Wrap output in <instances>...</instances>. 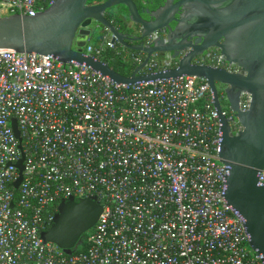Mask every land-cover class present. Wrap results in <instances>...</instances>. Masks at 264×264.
<instances>
[{
    "label": "built area",
    "instance_id": "2783aa9c",
    "mask_svg": "<svg viewBox=\"0 0 264 264\" xmlns=\"http://www.w3.org/2000/svg\"><path fill=\"white\" fill-rule=\"evenodd\" d=\"M57 1L0 0V19L34 17ZM191 51L148 58L108 32L84 49L133 71L148 59L141 75L177 69ZM192 63L241 73L217 49ZM217 89L233 119L226 87ZM250 106L243 93L240 110ZM230 126L234 135L243 130ZM220 147V115L204 79L119 85L48 55L0 49V264H264L226 202ZM70 199H94L103 213L86 234L87 249L69 255L43 233Z\"/></svg>",
    "mask_w": 264,
    "mask_h": 264
},
{
    "label": "water",
    "instance_id": "95a60500",
    "mask_svg": "<svg viewBox=\"0 0 264 264\" xmlns=\"http://www.w3.org/2000/svg\"><path fill=\"white\" fill-rule=\"evenodd\" d=\"M89 1L59 0L34 17L14 15L0 19V49L48 55L65 64L88 68L119 85L184 76L206 80L221 120L220 157L228 172L224 196L228 206L244 221L251 248L264 261V185L259 183V174L264 170V0H163L156 10L152 9L154 0H107L101 4ZM116 8L126 9V14L121 15L128 21L123 23V30L106 16ZM94 27L104 28L114 43L143 52L148 58L155 53H172L177 58L188 48L192 51L177 69L141 75L147 59L127 77L109 63L84 53ZM155 34L160 36L145 45ZM210 49L219 50L241 73L193 65L195 57ZM218 83L226 87L233 119L222 113ZM243 93L251 96L247 112L240 110ZM233 121L243 127L238 135L232 133ZM13 128L22 142L16 122ZM24 161L23 154L17 165L20 177L13 184L16 189L23 179ZM102 213L103 207L94 199L63 201L43 239L73 254Z\"/></svg>",
    "mask_w": 264,
    "mask_h": 264
},
{
    "label": "trees",
    "instance_id": "16d2710c",
    "mask_svg": "<svg viewBox=\"0 0 264 264\" xmlns=\"http://www.w3.org/2000/svg\"><path fill=\"white\" fill-rule=\"evenodd\" d=\"M107 0H90L89 4H101ZM163 4V3H162ZM126 14V9L122 8H116L113 10H110L107 12L106 16L108 20L113 22L116 26L118 27H123V22L121 19V15ZM107 34V31L104 28H99L97 29L96 27L93 28V36L90 39V44L92 45H97ZM109 64L116 69L118 72H120L124 76H131L132 73L134 72L132 67H130L128 64L123 63L121 61H115V62H109ZM87 249V244H86V235L82 239L81 245L74 251V252H82Z\"/></svg>",
    "mask_w": 264,
    "mask_h": 264
},
{
    "label": "flooded vegetation",
    "instance_id": "af4514ba",
    "mask_svg": "<svg viewBox=\"0 0 264 264\" xmlns=\"http://www.w3.org/2000/svg\"><path fill=\"white\" fill-rule=\"evenodd\" d=\"M162 3H164L163 0H154V7L152 9L153 10L158 9L160 6H162ZM121 19H122V22L124 24L128 22L124 17H121ZM144 19L147 20V21L150 20L147 16H144ZM120 29L123 30V27H120ZM158 36H160V35H158ZM161 36H164L165 37V34H163ZM145 43H146V41H145ZM222 107H223V104H222Z\"/></svg>",
    "mask_w": 264,
    "mask_h": 264
},
{
    "label": "rangeland",
    "instance_id": "374dc122",
    "mask_svg": "<svg viewBox=\"0 0 264 264\" xmlns=\"http://www.w3.org/2000/svg\"><path fill=\"white\" fill-rule=\"evenodd\" d=\"M56 245V244H55ZM76 249H74L73 251H75Z\"/></svg>",
    "mask_w": 264,
    "mask_h": 264
}]
</instances>
